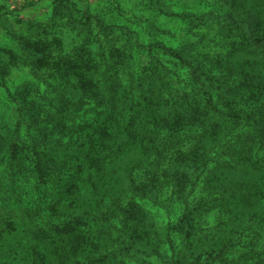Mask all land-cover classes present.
<instances>
[{
  "label": "trees",
  "instance_id": "1",
  "mask_svg": "<svg viewBox=\"0 0 264 264\" xmlns=\"http://www.w3.org/2000/svg\"><path fill=\"white\" fill-rule=\"evenodd\" d=\"M86 1L0 46V264H264V0H142L176 47Z\"/></svg>",
  "mask_w": 264,
  "mask_h": 264
},
{
  "label": "rangeland",
  "instance_id": "2",
  "mask_svg": "<svg viewBox=\"0 0 264 264\" xmlns=\"http://www.w3.org/2000/svg\"><path fill=\"white\" fill-rule=\"evenodd\" d=\"M86 3L92 6L89 13H85L86 5L82 2L75 7L63 2L61 16L74 19L73 21L82 26L88 24L93 29L92 35L101 41L103 47L111 37H126L123 33L124 26L129 28L133 36L136 34L144 46L149 44L148 38L165 39L167 45L177 46V42L165 33L172 28L168 18L162 14H151L146 6L140 5H144L142 0H87ZM57 5V0H0V46L15 49L13 34L43 37L45 34L42 30H49L45 24L49 25L55 20L52 15ZM109 22L116 27L110 26ZM31 80L32 77L19 68L14 69L10 76V81L14 84ZM147 202L149 201H142L144 205Z\"/></svg>",
  "mask_w": 264,
  "mask_h": 264
}]
</instances>
